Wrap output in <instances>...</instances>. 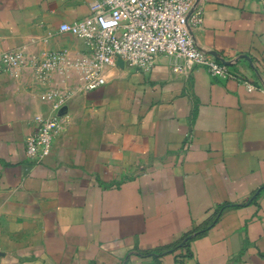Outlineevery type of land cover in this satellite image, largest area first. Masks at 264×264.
I'll return each mask as SVG.
<instances>
[{"label": "crops", "instance_id": "1", "mask_svg": "<svg viewBox=\"0 0 264 264\" xmlns=\"http://www.w3.org/2000/svg\"><path fill=\"white\" fill-rule=\"evenodd\" d=\"M92 1L0 0V52L76 57L60 25ZM195 1L196 42L235 76L166 54L148 71L117 57L88 90L76 70L0 72V264H264V90L243 82L264 87V0ZM52 87L73 94L36 163L25 138Z\"/></svg>", "mask_w": 264, "mask_h": 264}, {"label": "built area", "instance_id": "2", "mask_svg": "<svg viewBox=\"0 0 264 264\" xmlns=\"http://www.w3.org/2000/svg\"><path fill=\"white\" fill-rule=\"evenodd\" d=\"M194 3L195 0H93L87 16L60 25L62 30L83 38L87 50L76 57H71L67 49L39 54L27 53L23 48L1 51L0 72L17 74L31 67L44 80L55 71L69 75L76 70L83 88L88 90L106 83L105 69L117 57L148 71L158 54H166L172 57L175 71L202 66L214 76H235L226 59L196 42L191 29L202 25L203 9L198 6L190 12ZM243 82L248 90H264L255 83ZM72 94V89L60 87L46 91L44 96L53 112L38 113L33 118L35 127L25 138L26 155L31 161L40 162L52 151L67 117L60 110Z\"/></svg>", "mask_w": 264, "mask_h": 264}, {"label": "water", "instance_id": "3", "mask_svg": "<svg viewBox=\"0 0 264 264\" xmlns=\"http://www.w3.org/2000/svg\"><path fill=\"white\" fill-rule=\"evenodd\" d=\"M197 2H198V1H195V3H194V5H193V7L191 8L190 12L196 7ZM190 12H189V14H190ZM226 62H227V63H230V61H226Z\"/></svg>", "mask_w": 264, "mask_h": 264}]
</instances>
